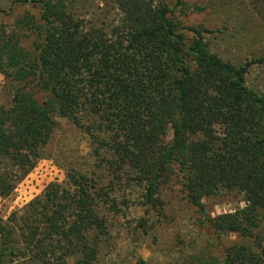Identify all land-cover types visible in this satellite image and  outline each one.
Segmentation results:
<instances>
[{
  "label": "trees",
  "instance_id": "obj_1",
  "mask_svg": "<svg viewBox=\"0 0 264 264\" xmlns=\"http://www.w3.org/2000/svg\"><path fill=\"white\" fill-rule=\"evenodd\" d=\"M75 2L40 0L37 19L14 20L19 37L0 29V74L16 85L0 107V198L44 157L57 117L81 131L111 185L139 187L153 211L172 178L199 212L206 197L239 193L241 208L205 220L216 236L248 241L225 248L219 264H264V95L245 85L249 62L234 67L209 52L202 30L173 18L168 3L182 11L181 0H113L107 27L84 23ZM23 33L34 37L28 49ZM113 203L96 179L67 171L28 204L22 226L0 225V264H97L102 210Z\"/></svg>",
  "mask_w": 264,
  "mask_h": 264
},
{
  "label": "rangeland",
  "instance_id": "obj_2",
  "mask_svg": "<svg viewBox=\"0 0 264 264\" xmlns=\"http://www.w3.org/2000/svg\"><path fill=\"white\" fill-rule=\"evenodd\" d=\"M40 0H0V29L20 36L13 27L14 20L24 13L37 19ZM185 7L169 2L172 16L180 25L203 31L207 50L234 67L249 62L244 76L246 87L264 95V0H181ZM74 10L87 25L107 27L115 20L113 0H76ZM22 38L21 45L28 49L33 36ZM16 87L0 74V107L6 108ZM30 89L31 85L28 84ZM32 89L34 98L43 96ZM55 127L44 157L19 181L13 191L0 198V225L16 229L29 211L28 204L41 196L49 184L65 183L67 171L85 174L97 180L109 201L110 209L102 210L107 233L102 237L97 264H219L225 248L248 245L237 235L216 236L206 223L223 213H231L243 206L236 191L219 192L202 199L199 212L184 198L175 179L160 187L161 207L153 211L140 203L141 190L109 182V174L91 153L87 139L71 123L55 117ZM171 137L167 129L164 141ZM19 231H17L18 233ZM259 243L264 256V212L260 215ZM15 264H57L56 260ZM24 262V263H23Z\"/></svg>",
  "mask_w": 264,
  "mask_h": 264
}]
</instances>
